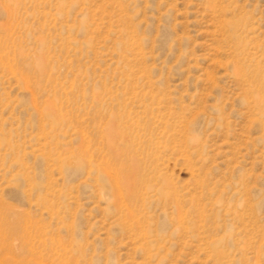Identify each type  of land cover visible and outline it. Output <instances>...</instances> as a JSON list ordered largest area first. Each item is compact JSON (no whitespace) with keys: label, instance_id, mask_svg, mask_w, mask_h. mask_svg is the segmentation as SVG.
<instances>
[{"label":"rangeland","instance_id":"1","mask_svg":"<svg viewBox=\"0 0 264 264\" xmlns=\"http://www.w3.org/2000/svg\"><path fill=\"white\" fill-rule=\"evenodd\" d=\"M0 264H264V0H0Z\"/></svg>","mask_w":264,"mask_h":264},{"label":"bare ground","instance_id":"2","mask_svg":"<svg viewBox=\"0 0 264 264\" xmlns=\"http://www.w3.org/2000/svg\"><path fill=\"white\" fill-rule=\"evenodd\" d=\"M108 130V129H107ZM111 151L118 157L119 155H121V152H120V150L115 146V145H113V144H111ZM116 159V158H115ZM107 164V163H106ZM114 165V164H113ZM101 166V165H100ZM118 165H116V168H118L117 167ZM119 167H121V168H119L118 170H116L115 171V173L113 172L112 173V175H114V178L116 179L117 177H118V174L119 175H122V176H124L126 179L127 178H129V180L127 179V181L128 182H130L131 184H133V185H137L142 179H141V177H139V176H137V174L136 173H134V174H129L128 173V171L125 169L126 167H125V165H122V166H120L119 165ZM130 169V168H129ZM103 170H105V169H103ZM124 170H126L127 172H125ZM106 171V170H105ZM111 172V171H110ZM124 172V173H123ZM108 173H109V171H108ZM143 173L145 174V171H143ZM109 175H111V174H109ZM150 178V177H149ZM141 187V186H140ZM135 189V188H134ZM137 191H138V188H136V191H134L133 192V190H130V192H132L133 194L134 193H137ZM129 195H130V193H129ZM132 195V194H131Z\"/></svg>","mask_w":264,"mask_h":264}]
</instances>
